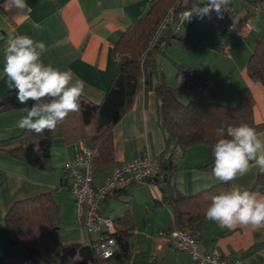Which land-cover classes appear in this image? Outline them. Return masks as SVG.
Wrapping results in <instances>:
<instances>
[{
    "label": "crops",
    "instance_id": "1",
    "mask_svg": "<svg viewBox=\"0 0 264 264\" xmlns=\"http://www.w3.org/2000/svg\"><path fill=\"white\" fill-rule=\"evenodd\" d=\"M4 2L0 0V6ZM26 3L31 11L25 10L21 14L25 16L19 17L17 9L6 12L0 7V100L13 88L2 71L6 43L10 37L28 35L45 43L47 52L41 57L45 65L61 71L71 69L85 82L87 88L82 98L93 104L101 102L115 74L117 41L131 23L145 17L154 6L164 4L163 0H26ZM197 19L182 23L177 17L164 32L167 39L155 58L156 74L149 77L147 84H141L131 108L113 127V165L94 167V185L102 183L112 168L128 160L146 153L159 159L163 154L165 143L153 85L162 76L169 84L180 87L183 80L179 67L207 81V85L182 94L181 102H213L234 107L238 92L247 89L253 99V122L264 125V85L251 79L247 71L253 50L264 37V0H231L229 15L212 20L214 32L210 40L204 35V19ZM246 19L254 24V30L243 39L237 26ZM34 24L41 27L35 28ZM22 115L25 113L21 110L0 113V141L24 130L17 127ZM259 133L264 134V130ZM84 145H89L86 140L66 144L62 134L55 133L46 170L0 152V264H24L22 250L9 245L10 230L4 222L8 210L16 201L45 192L53 193L58 206L55 226L62 244L85 245L97 240L98 233H88L75 222V204L68 187L63 185L64 164ZM171 153L178 169L169 176L168 184L181 195L192 196L224 183L212 175L213 159L205 145L185 150L176 147ZM206 163L207 167H203ZM250 163L252 167L247 174L228 182L231 187L246 189L253 185L258 167ZM165 181L153 187L131 183L102 200L101 213L118 220L114 232L132 229L128 252L117 254L104 264H192L188 254L173 249L160 235L168 233L174 222ZM193 228L202 250L218 249L224 257L241 259L244 264H264V227L248 225L228 230L207 220L205 215L195 221Z\"/></svg>",
    "mask_w": 264,
    "mask_h": 264
},
{
    "label": "trees",
    "instance_id": "2",
    "mask_svg": "<svg viewBox=\"0 0 264 264\" xmlns=\"http://www.w3.org/2000/svg\"><path fill=\"white\" fill-rule=\"evenodd\" d=\"M174 1L163 0L164 4L154 6L145 17L131 23L117 41L114 48L117 58L115 74L100 103L93 104L81 97L80 110L69 114L54 131H45L38 135L22 130L18 135L0 141V152L21 159L39 170H46L54 134L60 132L66 144H73L79 140L87 141L88 147L94 151L93 169L112 166V129L131 108L141 84H147L149 77L156 74L155 58L161 47L166 44L163 42L167 39L164 36L166 30L147 51L143 63L139 58L167 8ZM182 11L184 8L179 6L175 12V19ZM178 71L183 80L180 87L169 84L162 76L153 85L159 102L157 109L159 126L163 133L165 149L157 159L158 171L149 180L153 186L166 180L165 191L169 193L172 202L174 221L171 228L188 232L197 240L193 228L195 221L205 216L211 197L230 190L231 185L220 183L192 196L181 195L168 184L169 176L178 169L171 152L176 147L185 150L191 146L205 145L212 155L213 145L221 138L219 133L221 128L226 131L229 125L247 123L260 132L264 130V125L253 122V99L247 89L238 92L237 105L234 107L213 102H181L182 94L207 85V81L183 67H179ZM247 71L251 79L264 85V37L253 50L248 60ZM23 107L24 105L16 100L14 87L0 100V113L21 110ZM207 164L202 166L207 167ZM63 185L68 187L66 177L63 179ZM120 190L122 189L116 191ZM244 190L264 192V174L258 171L256 181ZM52 194L41 193L16 201L10 207L4 217V222L10 230L9 245L22 250L24 264H104L108 259L98 255L95 247L98 240L85 245H66L59 241L55 226L58 206ZM114 221L118 222L116 219ZM131 230V227H127L109 234L116 242L115 255L128 252Z\"/></svg>",
    "mask_w": 264,
    "mask_h": 264
},
{
    "label": "clouds",
    "instance_id": "3",
    "mask_svg": "<svg viewBox=\"0 0 264 264\" xmlns=\"http://www.w3.org/2000/svg\"><path fill=\"white\" fill-rule=\"evenodd\" d=\"M204 6L200 7L199 4ZM230 0H193L191 9L179 13L182 21L191 22L193 15L203 19L212 11H227ZM4 11L18 10L19 16L31 11L26 0H5ZM40 28L41 25L34 24ZM47 47L43 41H35L28 35L10 37L4 48L3 75L9 86L14 87L16 100L24 105L25 115L17 121V127L36 134L54 131L69 114L80 110V98L87 88L85 82L67 69L61 71L45 65L41 59ZM46 101V102H45ZM31 102V103H29ZM30 105V106H29ZM220 137L212 147V175L228 183L250 171L252 164L264 174V139L256 128L247 123L229 125L219 130ZM206 219L219 227L234 230L240 226L264 227V194L232 186L211 197ZM115 245V240L109 241ZM106 257L111 253H106Z\"/></svg>",
    "mask_w": 264,
    "mask_h": 264
},
{
    "label": "built area",
    "instance_id": "4",
    "mask_svg": "<svg viewBox=\"0 0 264 264\" xmlns=\"http://www.w3.org/2000/svg\"><path fill=\"white\" fill-rule=\"evenodd\" d=\"M230 3L227 6V11H222V14L212 11L209 17L212 20H217L228 16ZM179 6L183 7L184 10L191 9L193 0H175L167 8L148 46L139 58L141 63H143L147 51L152 47L158 36L175 20V12ZM199 6L203 7L204 4L201 3ZM253 30L254 24L249 19L244 20L237 26V32L243 39ZM93 155L94 151L91 148L85 145L81 146L74 156L66 161L63 171L68 182L69 193L75 204V222L88 233H98L96 251L100 257L110 259L114 257L116 251V243L115 245L109 243V241L115 240L109 236L114 232L115 221L112 217L101 213L100 204L109 193L126 188L131 183L153 187V183L149 179L158 171L159 161L146 153L114 167L102 183L94 185ZM160 235L173 249L188 254L192 264H244L241 259L224 257L218 249L202 250L196 238L188 232L171 228L168 233L160 232ZM109 252L111 255L106 257L105 254Z\"/></svg>",
    "mask_w": 264,
    "mask_h": 264
},
{
    "label": "rangeland",
    "instance_id": "5",
    "mask_svg": "<svg viewBox=\"0 0 264 264\" xmlns=\"http://www.w3.org/2000/svg\"><path fill=\"white\" fill-rule=\"evenodd\" d=\"M163 18V17H162ZM254 18H255V16H252V19H253V23H255V21H254ZM201 19V18H200ZM204 20V22H203V25H204V35L206 36V40H210L211 39V37H213L212 36V33L214 32V31H212V27H214V22L212 21V20H210L209 18H207L206 16L203 18ZM192 20L193 21H195V20H198L197 18H195V17H193L192 18ZM229 24H230V22H229ZM229 24H228V26H229ZM221 31H223V29L221 30ZM230 31H232V30H230ZM233 33V32H232ZM152 38V37H151ZM205 42H207L208 43V41H205ZM243 45V44H242ZM242 50H244L245 49V45L243 46V48H241ZM243 59L246 61L247 60V53H246V56H244L243 57Z\"/></svg>",
    "mask_w": 264,
    "mask_h": 264
}]
</instances>
